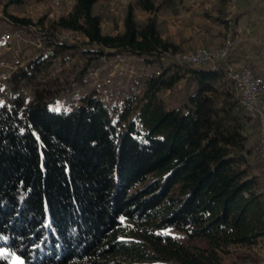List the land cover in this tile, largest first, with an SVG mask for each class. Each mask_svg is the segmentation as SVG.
I'll return each mask as SVG.
<instances>
[{"label":"trees","instance_id":"obj_1","mask_svg":"<svg viewBox=\"0 0 264 264\" xmlns=\"http://www.w3.org/2000/svg\"><path fill=\"white\" fill-rule=\"evenodd\" d=\"M99 1L75 0L49 26L39 20L48 54L25 58L0 85V264L12 255L24 264H225L264 239V180L252 173L264 163L257 143L248 147L253 118L240 105L229 59L218 71L162 67L129 98L91 91L77 109L52 111L61 93L59 78H49L56 60L82 48L61 41L63 32L83 36L93 48L83 53L97 60L110 49L157 65L175 53L157 19L140 25L133 7L122 33L105 34ZM137 7L161 9L154 0ZM4 13L17 28L34 23ZM182 79L194 93L170 109L162 93Z\"/></svg>","mask_w":264,"mask_h":264},{"label":"built area","instance_id":"obj_2","mask_svg":"<svg viewBox=\"0 0 264 264\" xmlns=\"http://www.w3.org/2000/svg\"><path fill=\"white\" fill-rule=\"evenodd\" d=\"M61 0H50L52 7H58ZM3 16V14H0ZM8 22L9 20L6 19ZM36 21L28 28H16L9 33L0 34V85L24 68V54L27 47L42 49L48 30ZM10 25H12L9 22ZM59 39L69 44L83 40L79 33L68 32ZM239 44V40L229 36L224 45L215 48H201L176 57V64L218 71L220 64L228 60ZM164 58V57H163ZM161 63L150 64L144 56H135L116 50L106 49L86 74L85 83L89 90L109 92L123 98L140 91L142 83L161 75ZM237 97L244 112L260 122L256 135L257 155L264 163V78L245 67L230 72Z\"/></svg>","mask_w":264,"mask_h":264},{"label":"rangeland","instance_id":"obj_3","mask_svg":"<svg viewBox=\"0 0 264 264\" xmlns=\"http://www.w3.org/2000/svg\"><path fill=\"white\" fill-rule=\"evenodd\" d=\"M157 6H161V9L157 12V15L153 16L160 21H167L168 15L160 12L162 9H168L162 7L164 0H154ZM75 0H61L58 7H52L50 0L46 3H37L36 0H24L20 4H15L13 0H0V34L9 33L16 30L17 27L12 26L6 20V14L4 10L7 9L9 15L15 16L17 18L29 19L33 22L45 19L44 23L50 25L53 20L65 16L68 14V11L73 6ZM138 0H100L96 4L95 14L102 17V29L105 34L111 32L120 31L122 23L127 15V12L130 7L134 8L136 20L140 23H143L145 20L143 10L137 7ZM5 14V15H4ZM150 17V18H153ZM148 21V20H147ZM146 24V23H145ZM143 24V25H145ZM166 23H161V28L163 30L166 28ZM44 28V27H43ZM66 32H63L59 36L63 35ZM67 34H70L67 32ZM82 42V41H81ZM77 43V46H82L78 51L68 53L66 56H63L65 61L62 62L63 58L60 57L56 60V64L53 67L51 74L49 75L50 79L59 78V87L61 93L55 95L52 98V105L50 108L52 111L61 112V111H72L77 109L81 105V98L87 94L91 93V90L88 89L84 80L79 79V73L84 69L86 63L90 61V66L97 63L96 55H89L83 53L87 50H93L90 47H83V43ZM45 42L42 49H34L32 47H27L24 54V61L27 63L25 58L35 57V56H46L48 50L45 48ZM201 48H215V47H199L194 50L182 51L179 53L171 54V56H176L189 53ZM94 59H90V58ZM176 57H167L165 56L162 61L164 68L169 66L177 67ZM90 59V60H89ZM82 80V81H80ZM43 83L46 81H42ZM43 86H40V90ZM195 86L188 82L187 79H182L172 90L165 91L162 93V98L167 103L170 109L179 108L184 105L189 99L190 95L194 93ZM25 99L27 103H30L33 99L31 87H26L24 89ZM105 97L108 92L103 93ZM244 114L249 117L245 112ZM250 118V117H249ZM259 122L257 119H252L247 127L249 141L248 147H251L256 142V131L259 130ZM252 135V136H250ZM260 165V164H259ZM254 168L256 164L253 165ZM253 174H260L264 180V168L260 165L258 169L252 171ZM247 259L242 260L241 256H246ZM18 258V259H17ZM11 264H24L23 260L17 257L16 255L11 256ZM225 264H264V239L254 247L249 248L248 250H237L231 256L225 258Z\"/></svg>","mask_w":264,"mask_h":264},{"label":"crops","instance_id":"obj_4","mask_svg":"<svg viewBox=\"0 0 264 264\" xmlns=\"http://www.w3.org/2000/svg\"><path fill=\"white\" fill-rule=\"evenodd\" d=\"M95 8L96 5L94 13ZM160 12L168 15L167 21L158 20L160 35L174 45L175 53L199 47H219L232 35L239 44L229 58L231 69L250 67L264 78V0H183ZM143 14L145 21L140 25L154 15L159 17V13L143 11ZM162 22L167 24L163 30ZM123 29L124 22L120 31L108 34L117 35Z\"/></svg>","mask_w":264,"mask_h":264},{"label":"snow or ice","instance_id":"obj_5","mask_svg":"<svg viewBox=\"0 0 264 264\" xmlns=\"http://www.w3.org/2000/svg\"><path fill=\"white\" fill-rule=\"evenodd\" d=\"M0 255H3V253L2 252H0ZM18 259V258H17Z\"/></svg>","mask_w":264,"mask_h":264}]
</instances>
